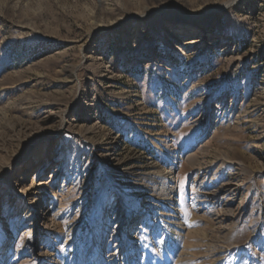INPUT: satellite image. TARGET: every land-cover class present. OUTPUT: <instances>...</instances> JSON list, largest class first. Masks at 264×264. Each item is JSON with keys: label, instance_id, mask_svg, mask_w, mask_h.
<instances>
[{"label": "rangeland", "instance_id": "374dc122", "mask_svg": "<svg viewBox=\"0 0 264 264\" xmlns=\"http://www.w3.org/2000/svg\"><path fill=\"white\" fill-rule=\"evenodd\" d=\"M229 1L0 0V264H264V0Z\"/></svg>", "mask_w": 264, "mask_h": 264}, {"label": "bare ground", "instance_id": "6f19581e", "mask_svg": "<svg viewBox=\"0 0 264 264\" xmlns=\"http://www.w3.org/2000/svg\"><path fill=\"white\" fill-rule=\"evenodd\" d=\"M233 1L234 0H230L228 3L225 4V6L231 4ZM172 29H174V28H171V30ZM179 32L182 33L183 35H186V36L188 35L189 36L191 34H194L195 29L192 26H183V27H181V30ZM37 155L40 156L42 154H40V152H39ZM60 165H57L55 167V169H53V172L51 173L50 177H52L54 175V173H56L58 171V166H60ZM38 166H40V170H43L45 165L43 164V162L39 161L37 163V167ZM137 180L138 179H132V181L127 183V185H130V187H131L130 193L128 194L131 198H139L138 197L139 191L144 189V191H146L145 196L148 197V199L153 200V201L154 200L156 201L158 199H163L165 201L168 200L170 202L172 200V197H174L176 195V193H177L176 182H175V180L172 179V177H170L168 175V173H166V174L161 176V187H162V191L161 192L157 191L156 188L153 185L152 186H149L148 184H144L143 185L142 183L136 182ZM152 181L154 182V178H153ZM39 184H42V183L40 182ZM38 190L42 191L44 189L42 187L33 188V189L27 191L25 194H22V195L18 196L19 199H18L17 202H19L20 204H25L26 202H28L29 204L30 203L34 204V203H36V201L39 202L40 198H39L38 195H40L42 193L38 192ZM144 203L147 204L148 201H145ZM140 204L137 201L136 205L133 207L137 211L136 217L138 216V214H141V216L142 215L148 216L149 212L146 211V210H148V207H146V208H144L143 206L140 207ZM41 207H42V211H41V214L38 215V218L42 219V217L45 214L46 207H44L43 205ZM142 208H144L143 209L144 211L140 212V209H142ZM1 248L3 250H0V261H2L1 260L2 257H6L7 256V252H8V250H6V245L1 244L0 245V249Z\"/></svg>", "mask_w": 264, "mask_h": 264}]
</instances>
